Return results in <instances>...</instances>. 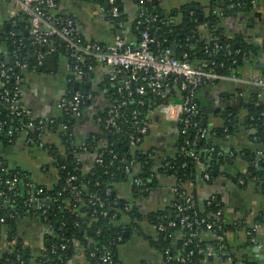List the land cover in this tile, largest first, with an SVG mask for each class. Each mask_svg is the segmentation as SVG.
<instances>
[{"label":"trees","instance_id":"obj_1","mask_svg":"<svg viewBox=\"0 0 264 264\" xmlns=\"http://www.w3.org/2000/svg\"><path fill=\"white\" fill-rule=\"evenodd\" d=\"M59 0H55V8L46 11L52 20L65 15L57 11ZM100 7L107 12L102 0H79ZM157 1V0H155ZM259 0H255L257 2ZM135 6V15L127 26L125 16L123 15V6L121 0H117L119 17L118 20L123 23V28L118 29L113 24L115 33L125 36V31L129 27L130 35L136 42V47L140 39V32L147 29L154 43L150 45V52L157 54L158 51L169 48L174 58L187 61L193 67H197L201 62L207 65V68L214 72L226 76L239 77L243 66L249 61H253L258 52L264 53V43L257 46L248 42L244 36L235 35L232 38L226 37L220 24L223 20L236 16H249L253 10L252 0H210L208 14L203 15L201 10L191 5H184L176 12L181 17V23L175 27L167 26L161 15L158 5L150 3L142 4L141 0H132ZM143 5V6H142ZM145 7L151 14L158 16V21L145 25L137 24L141 19L137 16L139 9ZM199 13L202 18H199ZM108 15V13H106ZM28 19L19 13L7 21L8 37L6 46L10 56L8 68H12L8 79H0V146L11 145L16 138L24 134V145L36 150H45L53 160V167L56 168L58 179L50 187L35 184L29 175L21 170L9 169L5 161L0 159V179H11L16 176L17 182L14 188L9 189L6 186H0L3 197L0 198V237L5 231L6 241L10 246L0 255V264H66L78 245L85 251L86 258L91 264H97L100 255L109 252L115 261V251L117 246L125 240V231H129L134 221L141 220L137 207L130 201L118 198L115 185L120 182L130 183L131 196L133 199L145 197L151 188L158 183L161 175L172 177L175 180V191L172 201L164 211H157L145 215L146 221L156 229L158 226L164 228L163 231L157 230V247L161 249L165 257L170 260L165 264H179L175 259L177 257L186 258L187 264H203V248L205 242L201 235L212 233L216 240L213 242L215 252L220 257L225 249V233L229 232L230 226L225 224L216 213L219 212L218 206L213 201L204 202L199 208L194 195L190 196L191 204L187 207L182 185L186 182L195 184L196 181L210 183L218 174L220 168L228 162L226 155L215 140H221L226 135L231 136L237 129V115L232 110H227L222 116V125L213 130L207 131L202 124V109L196 96V103L199 109L198 128L207 131V135L198 140L195 147H187V150L193 151L199 159L194 162L190 157L179 151L178 148L172 158L163 162L160 168H155L154 160L148 155H140L136 151L131 155V149L128 145V136L133 131L132 112H140L138 120L146 123L150 112L157 110L161 105V100L156 92L147 89L146 95L137 96L133 94V100L127 106L119 107V118L116 120L118 132L114 133L112 128L105 129L100 125V133L88 136L81 140L86 148L85 151L77 149V137L74 132L75 120L70 115L62 113L58 118L43 120L42 125L31 116L12 113L11 109L3 102L5 91L7 97L11 98L15 92H18V83L16 77H22V69L16 67L14 55L19 60L28 64V70L35 64L32 54L46 51L52 48L51 56L65 58L72 62V57L65 50V47L57 38H51L47 44H36L32 40L26 41L25 30ZM205 25L209 33V38L202 40L199 37L197 27ZM217 46V49L214 46ZM185 56V58H183ZM95 66L96 62L85 61L82 66L83 74L81 80L84 82L93 77V71L88 70L87 65ZM72 67V63L70 65ZM7 67V66H6ZM110 76V75H109ZM109 76L103 82L104 90L111 101V105L118 106L121 96L124 92L118 93L121 82L128 77L124 72L118 74L113 80ZM134 89L131 87V90ZM200 89V88H199ZM197 90V93L199 91ZM76 91L87 92L84 84L80 83L79 88L74 90L73 83L69 84L68 97H71ZM175 92L176 88L171 87ZM249 96L242 98L241 104L246 110V123L256 128L254 135L257 148L240 152L242 159L246 163V171L239 173L233 178V182L243 187L249 182H255L262 185L264 189V93L261 98L257 97L258 89L251 87ZM197 95V94H196ZM142 100L141 104L137 102ZM100 114L99 116H103ZM28 123L33 124L32 129L24 130ZM39 128V129H38ZM197 129L190 128L187 132V139L192 140ZM12 132L11 138L7 137L8 132ZM47 135L55 136L58 144H46L44 138ZM30 140V142H28ZM43 143V144H42ZM105 143V144H104ZM104 144V146H102ZM40 145H42L40 147ZM213 148V152H207L205 149ZM74 151V152H73ZM257 151H263L262 156ZM85 152L99 156L100 162H94L91 166H86L83 161ZM218 153H221L219 155ZM129 166V173L124 174L125 166ZM205 174L209 179L204 178ZM73 176L74 180L67 185V179ZM136 180H140L138 185ZM240 181L243 184H240ZM72 187L79 191V201L73 197ZM42 189L37 194V190ZM37 198L40 202H45L46 214L41 215L32 204L31 197ZM48 200H45V198ZM187 207L185 214L192 220H205V223L211 224L212 229L207 230L204 225H194L190 230L180 231L178 227L169 228L167 223L177 222L180 217L176 207ZM127 207V211L124 208ZM37 216L44 224L50 226L51 234L43 237L41 250L34 256L28 247L21 244L17 237L16 222L24 214ZM125 215L129 219V224L120 223L121 216ZM261 218L255 219L256 224H260ZM179 232L181 238L173 247L172 236ZM193 236H190V235ZM196 235V236H195ZM118 237L121 241H118ZM2 238H0L1 240ZM185 244V245H184ZM65 245V249H61ZM168 251L166 254L165 251ZM91 253L95 254L91 257ZM191 253V254H190ZM190 254V255H189Z\"/></svg>","mask_w":264,"mask_h":264},{"label":"crops","instance_id":"obj_2","mask_svg":"<svg viewBox=\"0 0 264 264\" xmlns=\"http://www.w3.org/2000/svg\"><path fill=\"white\" fill-rule=\"evenodd\" d=\"M123 15L127 26L135 15V6L132 0H121ZM164 22L167 26L175 27L181 23V17L176 12L184 5H193L197 11L201 10L204 16L208 14L210 0H157ZM57 11L65 15L63 18L73 20L78 34L85 40L107 46L111 44L116 34L113 21L106 11L100 7L79 0H59ZM13 10L5 0H0V66L8 67L10 56L7 43V21L14 17ZM249 16L236 15L227 18L220 24L226 37L242 35L257 46L264 43V0L254 3ZM200 18L202 14L199 13ZM28 27V24H27ZM29 28V27H28ZM28 28L25 30L26 41H31ZM199 37L208 39L209 33L205 25L197 27ZM128 45L136 44L130 35L129 27L125 31ZM136 47V45L134 46ZM38 53V52H37ZM35 53L31 58L35 61ZM53 57L51 64L43 61L42 65L34 70L22 69V77L18 80L19 107L31 112L34 120H50L58 118L63 113L58 109L61 99L67 97L69 84H84L90 99L83 103L80 114L73 117L76 144L88 136L100 133L98 118L111 105L103 85L110 75L109 69L96 63L90 71L93 77L89 80L76 81L73 73V59L69 62L65 58ZM72 63V67L70 66ZM35 65V64H34ZM24 70H28L25 72ZM110 77V76H109ZM242 83L214 82L200 87L197 96L201 109L210 110L203 114L202 121L207 131L222 125V116L227 110L237 115L238 125L234 134L226 135L215 143L228 155V162L223 165L212 182L196 181L195 184L186 182L182 185L187 197L194 195L201 209L204 202L213 201L219 208V218L231 227L225 233V249L221 257L216 254L213 242L215 236L206 232L201 235L205 242L203 248V264H264V189L262 185L249 182L241 187L233 182L234 176L246 171V163L240 155L241 151L257 148V130L253 125L246 123V110L241 104L242 98L249 96L252 85L246 83L252 79L264 80V53L258 52L253 61L243 66L240 76ZM256 88V87H254ZM257 89V88H256ZM219 109V110H218ZM213 111V112H212ZM179 133L175 124L167 122L162 114L154 112L148 118V134L136 148L131 149V155L137 151L140 155H148L155 162V168H160L164 161L172 158L179 145ZM46 144H58L55 136L47 135ZM105 144V143H104ZM103 144V146H104ZM263 153V151H257ZM96 155L85 152L83 161L86 166L94 163ZM0 159L5 161L9 169L21 170L29 175L32 181L40 186L50 188L58 179L53 160L45 150H36L24 145V134H21L11 145L0 146ZM118 198L132 202L141 215V220L134 221L129 231H125V240L117 246L115 264H165L164 253L156 245L157 230L144 218L148 213L164 211L173 199L175 180L170 176L161 175L158 183L151 188L145 197L133 199L130 183L120 182L115 185ZM261 218L259 230L255 235V243L250 242L246 231L256 224L255 219ZM120 223L129 224L127 216L122 215ZM17 237L21 244L28 247L36 256L41 250L43 237L51 234L50 226L44 224L37 216L24 214L16 222ZM0 240V255L10 246L6 241L5 231ZM181 238L179 232L173 236V247ZM66 264H91L88 262L85 251L78 245L75 247L71 259Z\"/></svg>","mask_w":264,"mask_h":264},{"label":"built area","instance_id":"obj_3","mask_svg":"<svg viewBox=\"0 0 264 264\" xmlns=\"http://www.w3.org/2000/svg\"><path fill=\"white\" fill-rule=\"evenodd\" d=\"M7 5L13 10V14L17 13L26 16L28 19V31L32 38V41L36 44H47L51 38H57L61 44L65 47V50L70 54L73 59V73L77 77L76 81L81 79L83 74L82 66L85 61H93L99 63L109 69L110 80H113L118 74L124 72L128 75L125 78L118 89V93L124 92V96H121V101L118 106L110 105L103 116L98 118V123L103 125L105 129L112 128L114 133L118 132L116 120L119 118L118 108L124 107L133 100V94L137 96H145L147 89L152 92H156L161 100V105L157 110L150 112L152 115L154 112L162 114L164 119L173 123L178 128L180 145L179 151L183 152L186 156L190 157L194 162L198 163V156L193 152L187 150V147H195L198 140L203 139L207 135V131L203 128H198V116L199 109L196 103V94L198 88L208 83L214 82H233L242 83L238 77L226 76L214 72L212 69L207 68L204 62H201L197 67H193L187 61H181L173 57L172 51L169 48H164L158 51L157 54L150 52V45L154 43V39L150 37L147 29L140 32V39L137 44V48H132L128 45L126 39L119 34L114 35V39L111 44L107 46L100 45L96 42L85 41L77 32L76 25L73 20L69 18L55 17L53 20L46 15V11H51L55 8L54 0H5ZM107 9L109 18L113 21L118 29L123 28V23L118 20L119 13L116 5L117 0H102ZM153 0H141L142 4L150 3ZM255 0H252L254 5ZM142 5V6H143ZM141 20L137 24L151 25L158 21V16L151 14L145 7L139 9L137 15ZM217 49V46H214ZM52 48L43 52H38L35 55V65L31 67L34 70L40 67L43 61L52 54ZM14 64L21 69H28V64L22 60H19L16 55ZM185 58V56H183ZM88 70L92 69L91 64L87 65ZM12 68L0 66V79H8L11 75ZM18 82V76L15 78ZM258 89L257 97L261 98L264 93V80L252 79L246 82ZM134 89L131 90V87ZM171 87L176 88L175 92L171 91ZM3 102L11 109L12 113L16 115H23L30 118L31 112L27 109L21 108L17 104L18 92H15L11 98L7 97V91L4 92ZM90 99V96L76 91L71 97H65L58 103V109L63 113L70 115L71 117H77L80 114L83 103ZM142 103V100L137 102ZM140 112L134 110L132 112V125L133 131L128 136V145L130 149L136 148L141 140L148 134V121L142 123L138 120ZM35 121V120H34ZM38 125L43 124V120L37 121ZM24 130L32 129L33 124L28 123ZM190 128L197 129L192 140L187 139V132ZM39 129V128H38ZM12 132L7 133V137L11 138ZM30 142V140H28ZM43 144V143H42ZM42 145H40L41 147ZM103 146V145H102ZM77 149L85 151L86 148L83 144ZM207 152H213V148L205 149ZM74 152V151H73ZM221 155V153H218ZM262 156L261 152L257 153ZM94 162H100L99 156L96 155ZM128 163L125 166L124 174L129 173ZM204 178L209 179V176L205 174ZM74 177L70 176L67 179V185L70 181H73ZM17 182L16 176L11 179H0V186H6L9 189L15 187ZM140 180H136L135 184L138 185ZM240 184H243L240 181ZM42 189L37 190V194L41 193ZM73 197L79 201V191L76 187H72ZM185 196V203L187 207L190 206V198L186 196L185 192L181 194ZM3 197V192L0 190V198ZM45 200H48L46 197ZM30 204L41 213L46 214V203L40 202L37 198L31 197ZM187 207L177 206V212L180 217L177 222L170 221L167 223V227L176 228L180 231L190 230L194 225H204L207 230L212 229V225L205 223V220H192L185 214ZM127 211V207L124 208ZM219 216V212L216 213ZM0 222H3L1 219ZM163 231L162 226H158L156 229ZM259 230V225L254 224L246 231V235L250 238L252 244L255 243V235ZM194 235V234H193ZM192 234L190 236H193ZM196 236V235H195ZM118 241L121 238L118 237ZM185 245V244H184ZM65 245H61V249H65ZM167 254L168 251L166 250ZM191 254V253H190ZM189 254V255H190ZM95 254L91 253V257ZM97 264H115V261L111 257L109 252L100 255L97 259ZM170 260L169 257H165V263ZM179 264H187L186 258L177 257L175 259Z\"/></svg>","mask_w":264,"mask_h":264},{"label":"water","instance_id":"obj_4","mask_svg":"<svg viewBox=\"0 0 264 264\" xmlns=\"http://www.w3.org/2000/svg\"><path fill=\"white\" fill-rule=\"evenodd\" d=\"M54 1H55V0H54ZM152 3L155 4V0H153ZM161 15H162V14H161ZM199 18H200V16H199ZM7 40H8V39H7ZM46 61L52 64V63L54 62V58H53V57H47V58H46ZM24 71H25V72H28V70H24ZM78 88H79V85H78L77 83H75V84H74V90H77ZM218 110H219V109H218ZM208 111H210V110L202 109V112H203L204 114H206ZM212 112H213V111H212ZM204 123H205V122L203 121L202 124L204 125Z\"/></svg>","mask_w":264,"mask_h":264}]
</instances>
